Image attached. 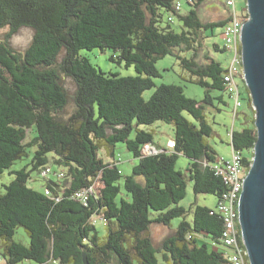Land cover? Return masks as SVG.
<instances>
[{
    "label": "trees",
    "instance_id": "1",
    "mask_svg": "<svg viewBox=\"0 0 264 264\" xmlns=\"http://www.w3.org/2000/svg\"><path fill=\"white\" fill-rule=\"evenodd\" d=\"M206 1L0 0V31H6L0 39V175L15 176L0 195V264H159V258L165 264H232L218 210L197 201L180 206L189 183L196 196H215L218 204L230 192L216 169L229 160L210 144L216 132L207 109L220 112L223 94L231 99L227 68L213 56L227 48L210 40L216 30L223 35L232 18L203 22L199 10ZM184 4L190 7L185 15ZM243 14L248 20L246 7ZM25 28L34 34L22 52L9 40ZM96 49L112 51L111 61L134 67L137 76L96 69L81 55ZM168 56L179 62L184 81L205 89L201 101L187 97L182 86L156 87L157 63ZM63 78L75 83L72 95ZM243 83L250 111L230 137L232 153L249 171L258 136ZM155 88L146 101L144 93ZM157 122L173 125L168 148L140 128ZM120 143L139 160L126 177L116 161ZM146 148L153 152L144 154ZM180 157L189 162L185 172L177 169ZM25 159L30 162L13 170ZM53 166L57 178L47 180L44 192L29 186L33 173L47 179L43 172L52 174ZM174 220H181L177 228ZM152 225L170 231L157 246ZM20 228L28 245L14 240Z\"/></svg>",
    "mask_w": 264,
    "mask_h": 264
},
{
    "label": "rangeland",
    "instance_id": "2",
    "mask_svg": "<svg viewBox=\"0 0 264 264\" xmlns=\"http://www.w3.org/2000/svg\"><path fill=\"white\" fill-rule=\"evenodd\" d=\"M227 0H207L200 8L199 15L203 22H213L219 21L228 16L225 13L223 7L225 6ZM236 10L239 14H242L247 6V0H235ZM220 6L221 8H218ZM190 11V7L187 5H183L182 7V14H187ZM168 16H166V19ZM174 28L179 27V22L177 18H175ZM6 31H0V39L5 38ZM34 32L31 29H22L18 34L13 36L9 43L10 45L18 50V51H25L33 38ZM216 37L210 40V43H217L221 49L226 48V43L223 39V35L221 29L216 30ZM81 55L86 57L92 65L95 66L96 69L103 71L105 74H115L119 75L120 77H135L137 73L134 67L126 68L122 65L114 63L111 61V57L113 55L112 51H105L102 52L99 49L93 51H82ZM214 58L219 61L225 68L228 67L230 60H231V52L226 50L224 52H214ZM157 69L161 74L160 77L154 78L153 81L155 82L156 87H160L162 85H178L184 88L185 94L187 97L196 99L201 101L205 96V89L189 84L184 81L183 77V70L181 69L179 62L176 60L175 57L168 56L157 63ZM241 78V77H240ZM64 85L69 93L72 95L75 92L76 86L75 83L70 78H63ZM243 78L237 79V83L240 87L241 92V106L238 109L239 117L235 119L234 111H235V104L229 98L227 94L224 95L225 104L216 103L217 107L221 109L220 112L213 108L207 109V116L208 120L211 123L212 127L214 128L216 135L210 140V144L217 153L220 155L221 158L225 160H230L232 156V147H231V133L236 131L242 130V122L243 117L242 113H247L250 111L249 107V100H248V93L244 86ZM155 89L149 90L144 93L143 97L146 101H149L150 98L153 96ZM214 95H218V93H214ZM70 111V110H68ZM189 119L191 117L188 114H185ZM192 120V119H191ZM142 130L146 132L153 133L154 135V143L156 145H160L163 148H168V143L174 139V128L173 125L166 124L163 122H157L152 126H141ZM136 133L132 134V138H134ZM116 161L119 162L118 167L122 171L123 177L132 175L133 168L139 164V160L136 159L131 152L126 149L125 144L120 143L116 145ZM144 154L148 155L153 152L152 148H146ZM30 162V159H25L24 161L17 162L14 166L13 170H19L23 168ZM189 165V162L186 158L180 157L177 162V169L185 172ZM53 173L50 174L47 179H43L40 177L38 173H33L31 175V180L29 181V186L36 189L37 191L44 192L43 186L47 182V180H56L55 172L59 171L58 167H52ZM15 176L10 175L9 171H6L4 174L0 175V195L5 193L4 187L9 185ZM200 206H207L212 209L218 208V198L212 195H198L196 196L193 192V186L191 183L188 184L187 188V195L186 198L180 203L181 207L189 209L190 206L196 202ZM181 220H174L173 227L177 228ZM98 229L100 231V235L105 237L106 235V228L102 224H98ZM170 231L163 226L160 225H152L149 229V235L157 246L160 241H162ZM15 241L21 242L24 245L29 244V238L25 233L24 229L20 228L17 230V234L14 238ZM159 264H165L161 258H159ZM21 264H34L30 261H25Z\"/></svg>",
    "mask_w": 264,
    "mask_h": 264
},
{
    "label": "water",
    "instance_id": "3",
    "mask_svg": "<svg viewBox=\"0 0 264 264\" xmlns=\"http://www.w3.org/2000/svg\"><path fill=\"white\" fill-rule=\"evenodd\" d=\"M246 10L249 21L241 40L244 80L255 111L258 140L240 197L239 217L250 264H264V0H247Z\"/></svg>",
    "mask_w": 264,
    "mask_h": 264
},
{
    "label": "built area",
    "instance_id": "4",
    "mask_svg": "<svg viewBox=\"0 0 264 264\" xmlns=\"http://www.w3.org/2000/svg\"><path fill=\"white\" fill-rule=\"evenodd\" d=\"M226 6L229 9V17H231L230 23L223 30V39L226 43V48L231 52V60L227 67V73L224 80L227 83L228 93L231 96L232 101L235 104V111L241 106V94L240 87L237 83V79L240 78L239 70L237 69V40L240 39V31L243 30L247 22L246 15L239 14L236 10L234 0H227ZM180 4L178 9H180ZM242 159L239 153H232L231 159L223 163L222 166H218L217 173L221 175L230 187V192L226 196L225 200L218 204V212L223 216L225 229L223 233L224 243L228 250V260L232 264H242L241 253L237 251L236 237L233 232V224L231 220V193L233 187L236 186L240 180V173L242 167ZM51 174V170L47 169L43 172L44 176ZM81 196V195H80Z\"/></svg>",
    "mask_w": 264,
    "mask_h": 264
},
{
    "label": "bare ground",
    "instance_id": "5",
    "mask_svg": "<svg viewBox=\"0 0 264 264\" xmlns=\"http://www.w3.org/2000/svg\"><path fill=\"white\" fill-rule=\"evenodd\" d=\"M249 16V15H248ZM249 19L247 20V22ZM246 22V23H247ZM242 32L243 30L240 31V39L237 40V69L238 67H242L243 74H244V63H243V56H242ZM240 72V69H238ZM248 170H245L243 168V165L241 167V173H240V180L237 182L236 186L233 187L232 193H231V201H232V207H231V220L233 224V232L236 237V247L237 251L241 253L242 256V264H250L249 260V255L248 251L245 247L243 237H242V232L238 227V224H240V217H239V202H240V197L241 193L244 189V184L245 180L248 174ZM242 241V242H241ZM241 243V245H240Z\"/></svg>",
    "mask_w": 264,
    "mask_h": 264
},
{
    "label": "crops",
    "instance_id": "6",
    "mask_svg": "<svg viewBox=\"0 0 264 264\" xmlns=\"http://www.w3.org/2000/svg\"><path fill=\"white\" fill-rule=\"evenodd\" d=\"M218 8H221V7L218 6ZM223 9H224L225 13L229 15V10H228V8L226 7V4H225V6L223 7ZM226 18H227V17H226Z\"/></svg>",
    "mask_w": 264,
    "mask_h": 264
}]
</instances>
